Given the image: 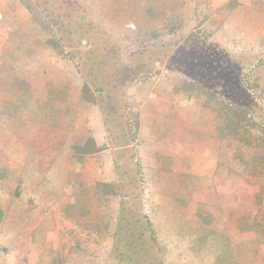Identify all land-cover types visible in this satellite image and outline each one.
Instances as JSON below:
<instances>
[{"label":"rangeland","instance_id":"rangeland-1","mask_svg":"<svg viewBox=\"0 0 264 264\" xmlns=\"http://www.w3.org/2000/svg\"><path fill=\"white\" fill-rule=\"evenodd\" d=\"M263 60L264 0H0V264H264V149L218 105L263 125Z\"/></svg>","mask_w":264,"mask_h":264},{"label":"trees","instance_id":"trees-1","mask_svg":"<svg viewBox=\"0 0 264 264\" xmlns=\"http://www.w3.org/2000/svg\"><path fill=\"white\" fill-rule=\"evenodd\" d=\"M260 63L261 64H259L255 70L259 71L258 69L264 66V60ZM2 69L3 68L0 67V72ZM112 73L113 75L117 76L116 80L122 86V88H125L129 83L134 82L137 79L136 76L139 74V70L136 68L129 67V66H124V67H120L116 69L115 71H112ZM262 79L264 80V74L262 76ZM263 80H260V81H263ZM260 81L257 82L255 80H252V84L250 86L254 94L256 95V97L261 99L264 96L263 95L264 88L261 86ZM179 82H180L179 85L181 86H178V87L176 86L174 88V93L176 94H179L180 90L189 89V87L186 85L187 82L185 81H182V82L179 81ZM24 83L26 84V82ZM18 86L19 88L17 87L16 83L12 85V88L14 89V94L11 99L12 101L9 100L10 106L16 109L15 114H12L13 116L7 115V116H10L16 122H19L21 120L22 114H19V112L22 110V107L29 105V103H27V97L29 94L28 93L29 90H26V92H24L25 96L24 98H22V93H21V89L23 88L22 84L21 86L20 84ZM98 92L101 93L103 91L101 89H98ZM84 93H85V90H84ZM84 93H83V96L85 95ZM186 93H189V92H185V94ZM203 96H204L203 99L205 102L202 103V106L215 109L213 104L211 103V98L205 97V94ZM91 101H94V99L92 98ZM218 103L216 104L222 105L221 109H223V111L226 112L225 114L226 116H223L226 120L224 135L231 136L233 138L240 139L242 141H246L249 143H252V142L254 143L256 141V144L264 149V124L262 125L256 122V119L254 118L253 113L246 106H243V105L241 106V105L232 104L228 102L226 103L224 101L222 102L220 101ZM82 149L85 154L94 153L92 149L89 150L87 147H84ZM254 163H255L254 166L259 165L261 166L262 170H264V154L261 157L256 158V160H254ZM90 195L93 197L92 193ZM97 197L103 199L104 196L100 195ZM84 202H86V200L83 201V203ZM85 215L87 216V221H90L93 223L95 221L96 222L98 221L93 216L89 215L88 217L86 213ZM256 226L261 228V225L258 223L252 224L253 228H255ZM207 239H208V235H206L205 238H203L202 240L207 241ZM56 260L57 261L54 262L55 264H68L66 262V259L63 260V258H57Z\"/></svg>","mask_w":264,"mask_h":264}]
</instances>
